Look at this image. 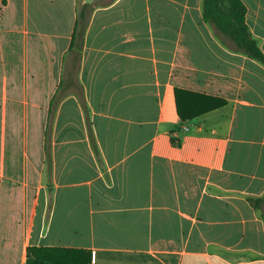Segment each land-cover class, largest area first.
Instances as JSON below:
<instances>
[{
    "label": "crops",
    "instance_id": "obj_1",
    "mask_svg": "<svg viewBox=\"0 0 264 264\" xmlns=\"http://www.w3.org/2000/svg\"><path fill=\"white\" fill-rule=\"evenodd\" d=\"M177 87L228 103L184 121ZM31 246L264 264V64L202 0H0V264Z\"/></svg>",
    "mask_w": 264,
    "mask_h": 264
},
{
    "label": "trees",
    "instance_id": "obj_2",
    "mask_svg": "<svg viewBox=\"0 0 264 264\" xmlns=\"http://www.w3.org/2000/svg\"><path fill=\"white\" fill-rule=\"evenodd\" d=\"M202 7L205 21L233 40L239 51L264 64V51L247 23V6L242 0H202ZM174 94L177 114L184 121L228 103L220 96L178 87ZM91 258L92 253L82 248L31 246L25 264H90Z\"/></svg>",
    "mask_w": 264,
    "mask_h": 264
},
{
    "label": "rangeland",
    "instance_id": "obj_3",
    "mask_svg": "<svg viewBox=\"0 0 264 264\" xmlns=\"http://www.w3.org/2000/svg\"><path fill=\"white\" fill-rule=\"evenodd\" d=\"M45 20H47L49 23L52 21V16L51 15H49V14H47V15H45Z\"/></svg>",
    "mask_w": 264,
    "mask_h": 264
}]
</instances>
